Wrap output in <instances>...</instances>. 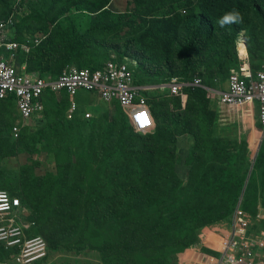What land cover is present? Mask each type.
<instances>
[{
  "label": "rangeland",
  "instance_id": "rangeland-1",
  "mask_svg": "<svg viewBox=\"0 0 264 264\" xmlns=\"http://www.w3.org/2000/svg\"><path fill=\"white\" fill-rule=\"evenodd\" d=\"M185 1L0 0V23L11 22L0 39L17 42L0 47L10 63L54 78L134 60L141 92L154 97L155 124L143 133L100 99L72 111L53 97L29 123L0 102V190L31 212L30 237L46 240L38 264H201L230 235L238 205L264 208L261 125L211 94L240 67L264 68V0H232L211 38L185 22ZM233 10L242 21L222 27ZM197 74L205 89L182 98L164 90L165 80ZM18 254L0 245V264H23Z\"/></svg>",
  "mask_w": 264,
  "mask_h": 264
},
{
  "label": "built area",
  "instance_id": "built-area-1",
  "mask_svg": "<svg viewBox=\"0 0 264 264\" xmlns=\"http://www.w3.org/2000/svg\"><path fill=\"white\" fill-rule=\"evenodd\" d=\"M8 26V22L0 23L3 35ZM4 42V38L0 39V47L7 50L17 47V42ZM22 48L28 47L23 44ZM131 72L130 65L109 61L97 70L68 68L57 77L45 78L26 69V65L15 67L4 55H0V102L15 103L21 123H29L52 104L50 96H64L71 109L76 110L79 108L77 95L82 93V102L87 97H98L120 103L130 110L129 117L136 132H145L155 124L152 106L148 105L147 97ZM163 87L168 94L183 97L186 95L184 89L204 88V84L199 77L191 81L173 78L164 82ZM218 93L220 104L230 109L258 103V118L264 133V68L258 71L251 68L232 71L225 89ZM14 131L18 133V124ZM22 205L18 197L0 190V245L5 249L18 250V262L38 264L48 256L47 243L40 236L30 237L29 226L34 222L25 220L29 214ZM258 212L264 213V208ZM258 212L245 210L238 205L231 216L230 235L219 243V249L215 247V250L207 252L201 264H264V218L256 216Z\"/></svg>",
  "mask_w": 264,
  "mask_h": 264
},
{
  "label": "trees",
  "instance_id": "trees-1",
  "mask_svg": "<svg viewBox=\"0 0 264 264\" xmlns=\"http://www.w3.org/2000/svg\"><path fill=\"white\" fill-rule=\"evenodd\" d=\"M231 2H232V0H196V2L194 3L191 0H187L184 2L183 6L189 7L190 11L185 16V22L193 20L195 25H197L199 28L203 29L204 34L208 35V37L211 38L213 32L217 28L216 19L218 17L222 16V14L224 12H226L227 10L230 9ZM242 29H243V26L238 25L235 28V31L239 32ZM196 35H198V34H196ZM31 70H32V67H31ZM196 77L201 78L202 82L204 84V80L199 74H197L196 76H194L192 78L181 77V78H179V80L180 81H191V80L195 79ZM136 78L138 79V83H140L139 82V78H140L139 66L137 68ZM165 81H169V80H165ZM197 89H201V88H193V89L192 88H186V89H184V93L188 94V93L196 91ZM149 101H150V99H149ZM234 112H243L246 114V116H252L253 115L251 111H244V110L240 111L237 109V110L232 111V113H234ZM204 225H206V223H201V224H198L195 228H198V227H201ZM222 241H223V239L218 238L215 246H218L219 243H221Z\"/></svg>",
  "mask_w": 264,
  "mask_h": 264
},
{
  "label": "clouds",
  "instance_id": "clouds-1",
  "mask_svg": "<svg viewBox=\"0 0 264 264\" xmlns=\"http://www.w3.org/2000/svg\"><path fill=\"white\" fill-rule=\"evenodd\" d=\"M13 1H15V2H20V0H13ZM180 13L181 14H186V10H181L180 11ZM242 21V16H241V14L238 12V11H236V10H233V11H231V12H227V13H225L224 15H223V17L219 20V24L223 27V26H225V25H230V24H233V23H239V22H241ZM9 24L11 23L10 21L8 22ZM110 61H114L115 63H118V62H123V63H125V64H127V65H130L131 66V68H132V74H133V76H134V78H135V82H136V84L137 85H139L140 83H138V79L136 78V72H137V68H138V63L136 62V61H134V60H120V59H118V58H114V59H112V60H110ZM109 62V61H108ZM108 62H106V63H108ZM106 63L104 64V65H106ZM103 65V66H104ZM69 68H73V67H69ZM241 68V67H240ZM66 69H68V68H66ZM90 69V68H89ZM98 68H96V69H90V70H97ZM240 70V69H239ZM230 76V75H229ZM229 78V77H228ZM173 79V78H172ZM171 79H169V81H170ZM228 80V79H227ZM165 82H168V81H165ZM226 83H227V81H226ZM140 85H142V84H140ZM225 87H226V85H225ZM225 87L223 88V89H215V90H213V92H211V94L212 95H214L217 99H218V97H217V95L219 94L218 92L219 91H222V90H224L225 89ZM201 89H205V86H204V88H201ZM167 92V91H166ZM168 93V92H167ZM144 95L147 97V103H148V105H150V103H149V99H151V98H153L152 96H150V95H148V93H146V92H144ZM187 95V94H186ZM184 97V96H183ZM50 98H53V97H50ZM175 98H182V97H175ZM56 99L58 100L59 98H54V100H55V102H56ZM93 99H100V98H90V97H87V99L84 101V102H82V104H80L79 105V108L81 107V106H88V105H90L91 104V101L93 100ZM61 100H63V101H65L63 98H61ZM100 100H102V101H104V102H107V103H110V104H118L117 102H108V101H106V100H103V99H100ZM66 102V101H65ZM218 103L220 104V100H218ZM70 106V105H69ZM220 106L223 108H225V109H230V108H227V107H225V106H223V105H221L220 104ZM242 108H244V107H242ZM47 109V108H46ZM45 109V110H46ZM78 109V108H77ZM126 109V111H127V113H126V115H125V117H126V119L128 120V125L136 132V129L133 127V124H132V122H131V120H130V117H129V115H130V110L129 109H127V108H125ZM240 109V108H239ZM45 110H43V112L45 111ZM70 110H72V111H74L73 109H71V107H70ZM234 110H237V109H234ZM152 111H153V116H154V108L152 109ZM87 114H90V113H87ZM87 114H86V117H87ZM39 117V116H38ZM38 117H37V119H38ZM90 117V116H89ZM88 118V117H87ZM154 119H155V117H154ZM36 120V119H35ZM34 121V120H33ZM258 121H259V119H258ZM259 123H260V121H259ZM260 125H261V123H260ZM261 128H262V125H261ZM149 130H151V129H149ZM262 130V129H261ZM146 132V131H145ZM136 133H143V132H136ZM262 133H263V130H262ZM264 134V133H263ZM1 191H4V190H1ZM8 192V191H7ZM9 193V192H8ZM11 194V193H10ZM12 195V194H11ZM13 196H15V195H13ZM17 197V196H16ZM19 198V197H18ZM20 199V198H19ZM22 202V201H21ZM23 204V203H22ZM24 208H26L27 209V212H28V214H29V216L28 217H26L25 218V220L26 221H29L30 223H33L34 222V225H36V222H35V220H33L32 218H31V212L29 211V209L26 207V206H24V204L22 205ZM234 211V210H233ZM231 221V220H230ZM34 225H31V226H29V227H31V229H30V231H29V234L31 233V231H32V226H34ZM41 237V236H40ZM45 240V239H44ZM46 241V240H45ZM215 248V247H214ZM47 249H48V255H49V248H48V245H47ZM47 258H48V256H47ZM46 258V259H47ZM45 259V260H46ZM44 260V261H45ZM43 261V262H44Z\"/></svg>",
  "mask_w": 264,
  "mask_h": 264
},
{
  "label": "crops",
  "instance_id": "crops-1",
  "mask_svg": "<svg viewBox=\"0 0 264 264\" xmlns=\"http://www.w3.org/2000/svg\"><path fill=\"white\" fill-rule=\"evenodd\" d=\"M15 67H18V66H16V65H14ZM23 66H20L19 68H22ZM26 69H28V70H30L31 72H33V73H35L33 70H31V66H29V65H26ZM37 74V73H36ZM57 77V76H56ZM50 97H53V95L52 96H50ZM61 98H63L64 100H65V98H64V96H62ZM154 98V97H153ZM153 98H151V99H153ZM150 99V100H151ZM67 103V102H66ZM149 103H150V105L152 106L151 108L153 109V104L151 103V101H149ZM68 104V103H67ZM69 105V104H68ZM118 106H120V108L122 109V111H123V113H124V115H126V113H127V111H126V109H125V107L123 106V105H121L120 103H118L117 104ZM251 111L252 112V114H253V116L255 117L256 116V118L257 119H259L258 118V113L260 112V105L258 104V103H253V104H249V105H246V106H244V108H240V111Z\"/></svg>",
  "mask_w": 264,
  "mask_h": 264
},
{
  "label": "bare ground",
  "instance_id": "bare-ground-1",
  "mask_svg": "<svg viewBox=\"0 0 264 264\" xmlns=\"http://www.w3.org/2000/svg\"><path fill=\"white\" fill-rule=\"evenodd\" d=\"M244 40H242V39H240V43L241 42H243ZM239 48L240 49H242V51L245 49V45H243L242 43L241 44H239ZM223 109H225V108H223ZM231 111L230 110H227V111H223V110H221L220 111V113H222L223 114V117L226 115V114H228V113H230Z\"/></svg>",
  "mask_w": 264,
  "mask_h": 264
}]
</instances>
